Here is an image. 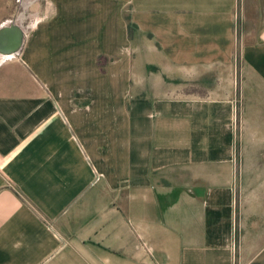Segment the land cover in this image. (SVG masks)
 Returning <instances> with one entry per match:
<instances>
[{
    "label": "crops",
    "instance_id": "1",
    "mask_svg": "<svg viewBox=\"0 0 264 264\" xmlns=\"http://www.w3.org/2000/svg\"><path fill=\"white\" fill-rule=\"evenodd\" d=\"M13 24L0 264H264V0H0Z\"/></svg>",
    "mask_w": 264,
    "mask_h": 264
},
{
    "label": "water",
    "instance_id": "2",
    "mask_svg": "<svg viewBox=\"0 0 264 264\" xmlns=\"http://www.w3.org/2000/svg\"><path fill=\"white\" fill-rule=\"evenodd\" d=\"M24 43V32L16 24L0 30V53L13 55L21 51Z\"/></svg>",
    "mask_w": 264,
    "mask_h": 264
},
{
    "label": "trees",
    "instance_id": "3",
    "mask_svg": "<svg viewBox=\"0 0 264 264\" xmlns=\"http://www.w3.org/2000/svg\"><path fill=\"white\" fill-rule=\"evenodd\" d=\"M133 27H135L133 24H130V28L133 29Z\"/></svg>",
    "mask_w": 264,
    "mask_h": 264
}]
</instances>
